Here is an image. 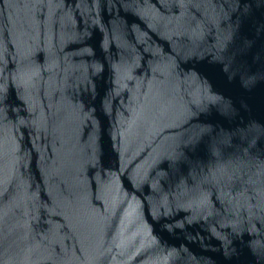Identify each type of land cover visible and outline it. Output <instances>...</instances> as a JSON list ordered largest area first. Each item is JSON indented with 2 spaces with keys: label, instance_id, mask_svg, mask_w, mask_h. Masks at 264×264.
<instances>
[{
  "label": "water",
  "instance_id": "1",
  "mask_svg": "<svg viewBox=\"0 0 264 264\" xmlns=\"http://www.w3.org/2000/svg\"><path fill=\"white\" fill-rule=\"evenodd\" d=\"M0 264H264V0H0Z\"/></svg>",
  "mask_w": 264,
  "mask_h": 264
}]
</instances>
